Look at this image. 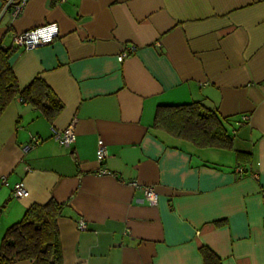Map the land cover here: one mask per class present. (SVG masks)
I'll return each mask as SVG.
<instances>
[{"label": "crops", "instance_id": "0c3cea01", "mask_svg": "<svg viewBox=\"0 0 264 264\" xmlns=\"http://www.w3.org/2000/svg\"><path fill=\"white\" fill-rule=\"evenodd\" d=\"M4 1L5 46L57 25L51 43L13 47L9 65L19 89L39 77L62 107L50 119L14 98L0 114V241L53 199L62 264H203L201 247L218 264H264V0H28L16 15ZM193 101L223 119L230 149L153 127L157 107ZM68 125L65 147L50 127ZM130 182L152 186L156 204Z\"/></svg>", "mask_w": 264, "mask_h": 264}, {"label": "trees", "instance_id": "16d2710c", "mask_svg": "<svg viewBox=\"0 0 264 264\" xmlns=\"http://www.w3.org/2000/svg\"><path fill=\"white\" fill-rule=\"evenodd\" d=\"M13 51L11 45L0 44V114L12 99L19 98L39 109L46 117L53 118L61 110V103L39 77L19 89L9 65ZM153 127L197 147H232L223 119L202 101L157 107ZM61 209L62 204L53 199L28 206L22 217L7 227L1 237L0 264H12L25 259L31 260L32 264H62L57 228ZM200 251L203 264H218L205 247H201Z\"/></svg>", "mask_w": 264, "mask_h": 264}, {"label": "built area", "instance_id": "2783aa9c", "mask_svg": "<svg viewBox=\"0 0 264 264\" xmlns=\"http://www.w3.org/2000/svg\"><path fill=\"white\" fill-rule=\"evenodd\" d=\"M28 0H5L4 1V7L12 6L13 14H18L22 8L26 5ZM64 1V0H59ZM58 35V28L55 23H48L36 28H32L29 30H25L22 32L14 33L11 37V46L12 47H18L21 49H32L40 45H45L51 43L54 38ZM0 44H2L0 42ZM3 45V44H2ZM132 49L127 48L123 51H121L117 55V60L119 62L123 61L124 58H126L130 53ZM244 119H247L248 116H243ZM51 131V137L58 142L59 144L70 147L74 140H75V131L73 129V125H68L65 128H57L55 126L50 127ZM40 139L37 136H31L30 141L22 146L23 153H26L29 148L34 147L36 144H38ZM107 155L106 147L101 139L97 141V150H96V156L98 161H102ZM243 168H238L237 172H242ZM98 174H108L109 171L105 168H101L97 172ZM254 177H257L256 174L253 175ZM0 182L2 184H6V178L1 177ZM133 186L139 187L144 195V199L149 202L151 205L156 204L157 202V194L154 190V188L150 185H139L136 182H130ZM12 193L16 198H23L28 195L27 188L22 180L17 181L12 186ZM80 228L85 229L86 225L84 221L79 222Z\"/></svg>", "mask_w": 264, "mask_h": 264}]
</instances>
